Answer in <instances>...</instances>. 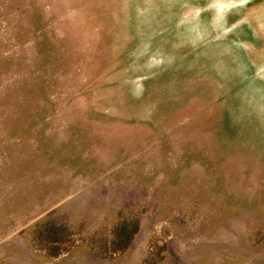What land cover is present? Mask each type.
<instances>
[{
  "label": "rangeland",
  "instance_id": "1",
  "mask_svg": "<svg viewBox=\"0 0 264 264\" xmlns=\"http://www.w3.org/2000/svg\"><path fill=\"white\" fill-rule=\"evenodd\" d=\"M0 264H264V0H0Z\"/></svg>",
  "mask_w": 264,
  "mask_h": 264
}]
</instances>
